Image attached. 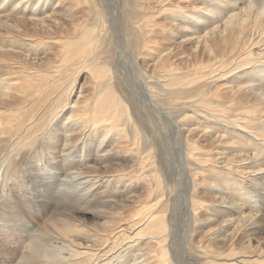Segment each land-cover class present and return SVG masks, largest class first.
Instances as JSON below:
<instances>
[{
    "label": "bare ground",
    "instance_id": "bare-ground-1",
    "mask_svg": "<svg viewBox=\"0 0 264 264\" xmlns=\"http://www.w3.org/2000/svg\"><path fill=\"white\" fill-rule=\"evenodd\" d=\"M156 1L0 0V264H264V0Z\"/></svg>",
    "mask_w": 264,
    "mask_h": 264
},
{
    "label": "rangeland",
    "instance_id": "rangeland-1",
    "mask_svg": "<svg viewBox=\"0 0 264 264\" xmlns=\"http://www.w3.org/2000/svg\"><path fill=\"white\" fill-rule=\"evenodd\" d=\"M105 1V0H104ZM106 3H107V5H108V10H105V12H106V14L108 15V18H112V19H114L115 21H116V25H117V27L116 28H114V29H117V31L116 32H113L114 33V36H116L117 38H119V41H118V47H119V50L118 51H121V40H122V34H123V32H124V30H125V28H126V23H127V20H126V13H124L123 12V10H122V0H117V3H116V1L115 0H106ZM152 6H153V11L154 12H156V14H155V16L157 17V20L158 21H160L161 22V24L162 23H164L165 25H166V28L167 29H165V30H160L162 33H160V35L157 37V40H158V47H157V54H155V55H157L156 57H158V54H161L162 52L164 53V54H166V53H168L171 49H172V51L173 52H178L177 50H179V48L181 49V51H184L183 49H187V50H185L186 52H191V51H189V50H191V48L193 47L192 45L193 44H189V43H186L185 41V39H187V36H188V32H191V29L192 28H194V26H195V23H191L190 24V27H192L191 29H190V27H189V30L187 31V32H179V26L177 25V24H179V22L178 21H180L179 19H176L175 20V22H174V25H172V22L171 21H173L172 19H173V16L171 17V15L168 13V11L170 10V9H174V7L172 6V4L174 3L173 1H171V2H169L168 3V1H166L165 3H167L166 5H168V6H166L165 5V9L166 8H168L169 10L168 11H163L162 13H161V11H159L160 13H158L157 12V10H159L160 9V7H162L161 5L162 4H160V2H157L156 0H152ZM170 3H172V4H170ZM6 7H8L9 6V4H8V6L7 5H5ZM11 6V5H10ZM155 6V7H154ZM220 6V5H219ZM6 7H4V9H6ZM222 8H223V6H221ZM9 9V8H8ZM4 12V14H6V13H11V15H13V17H16V16H23L24 14H22V13H20L19 11L17 12H9L8 10H3ZM18 13V14H17ZM166 13V14H165ZM47 13H45V15H46ZM49 14V13H48ZM32 16L31 14H25L24 16ZM161 16V17H160ZM15 20V19H14ZM16 21V20H15ZM178 23H177V22ZM21 23H23V22H19V24L20 25H18V26H16L15 28H12V29H8V35L7 36H9L10 38H12V39H14V38H16V37H18V38H16V39H18V40H22L24 43H26V45H27V42L29 43V42H31L32 40H34V41H36V42H38L39 40H40V42H45V44H47V42H51V44H50V47H45V46H43V48L45 47V48H47V49H49L50 50V48H52V46H53V44H55V43H53V42H57L58 40H57V37L59 36V30H64L65 28V26H64V23H57V22H55L54 24H52V26H50V30L47 28V27H40V26H38V25H36V24H34V23H32V22H24L23 24H21ZM203 24V23H202ZM45 28V29H44ZM119 30V31H118ZM113 31V30H112ZM165 31V32H164ZM162 34V35H161ZM185 34V35H184ZM182 35V36H181ZM16 36V37H15ZM186 37V38H185ZM121 38V39H120ZM43 40V41H42ZM165 40V41H164ZM162 41H163V43H162ZM185 43V44H184ZM26 45H24V46H22V47H26ZM173 45H174V47H173ZM190 46V47H189ZM192 46V47H191ZM19 47H21V46H19ZM162 47V48H161ZM165 47V48H164ZM170 47V48H169ZM186 47V48H185ZM17 48V49H19V50H21V51H24V53H28L27 52V50H25V49H27V48ZM174 48V49H173ZM190 48V49H189ZM167 49V50H166ZM160 50V51H159ZM46 51H48V50H46ZM166 51V52H165ZM161 52V53H160ZM162 53V54H163ZM7 61H10V62H14V61H16V62H20V64H27V63H29L27 60L29 59V58H33V57H36V56H32V57H30L29 55H28V59L27 60H24L25 58H23V57H15L13 60H12V58H9L8 59V56H3ZM2 56H1V58H3ZM12 57V56H11ZM11 59V60H10ZM46 60V59H45ZM224 80H226V79H224ZM223 80V82H225ZM220 83H223L222 81H219ZM220 83H218V84H220ZM89 86H87L86 87V90H88L87 88H88ZM221 87V86H220ZM77 92H78V90L76 91V94H77ZM75 99V97L73 96V97H71L70 98V101L72 100H74ZM58 121L59 120H61V118H58L57 119ZM57 121V122H58ZM91 155H95V152H92V154ZM0 207H1V201H0ZM45 216H51V213H49V214H46ZM89 216V217H88ZM2 217V215L0 214V218ZM47 217H43V218H41L42 220V222H46V221H48V218ZM186 219H187V217H186ZM186 219H179V220H177V224H178V226H179V235L181 236V235H183V231L184 230H186V228L188 227V223L186 222L187 220ZM86 220L88 221V222H91L92 220H93V217H91L89 214H87V218H86ZM124 222V221H123ZM39 223H41L40 221H39ZM41 225H42V223H41ZM181 238V237H180ZM0 240H2V238H0ZM24 240H26V237H25V234L24 235H22V239H21V241H20V245H21V243H22V245H24ZM2 244V241H0V245ZM14 245L15 246V244L14 243H9V244H6V246L4 245V247L6 248L2 253H4V254H6V256H8V254H9V252L8 251H10L11 250V247L12 248H14V246H12V245ZM27 245H28V243H25V245H24V249H26L27 248ZM185 264V263H184Z\"/></svg>",
    "mask_w": 264,
    "mask_h": 264
}]
</instances>
